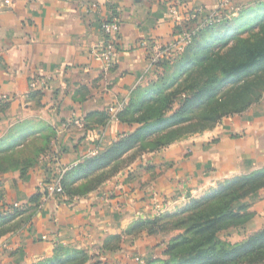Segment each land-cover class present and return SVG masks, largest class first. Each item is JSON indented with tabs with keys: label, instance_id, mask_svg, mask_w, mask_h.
I'll use <instances>...</instances> for the list:
<instances>
[{
	"label": "crops",
	"instance_id": "1",
	"mask_svg": "<svg viewBox=\"0 0 264 264\" xmlns=\"http://www.w3.org/2000/svg\"><path fill=\"white\" fill-rule=\"evenodd\" d=\"M116 1L119 51L105 70L90 52L101 43L100 22L113 12L107 0H0V138L23 121L50 126V150L61 166L76 168L132 130L117 112L161 70L150 65L143 41L159 45L173 39L194 11L198 20L212 13L229 16L233 8L257 0L225 5L223 0H181L177 18L169 13L174 0ZM37 74L49 81L36 95L28 82ZM99 112L108 114L105 124ZM48 154L23 174H0V216L26 207L11 221L17 225L0 235V264H33L51 257L59 244L88 250L137 219L172 212L222 182L264 168V97L212 128L141 153L85 195L63 201L47 193L36 206L32 198L45 188L48 169L54 172ZM249 203L261 228L264 188ZM252 227L244 229L246 234L258 229ZM137 247L122 242L111 263L132 259Z\"/></svg>",
	"mask_w": 264,
	"mask_h": 264
},
{
	"label": "trees",
	"instance_id": "2",
	"mask_svg": "<svg viewBox=\"0 0 264 264\" xmlns=\"http://www.w3.org/2000/svg\"><path fill=\"white\" fill-rule=\"evenodd\" d=\"M113 10V7L110 5ZM112 12V13H113ZM195 21L194 25H190ZM197 18L190 19L178 28L176 35L182 28L194 30L191 39L183 46L175 57L163 59L154 64L162 67L165 63L174 61L175 68L182 67V74L191 73L192 84L182 88L181 92H190L182 98L178 108L171 111L170 103H154L149 88H137L128 98L126 104L117 112L118 119L132 126V130L121 135L110 145L99 150L95 155L86 158L74 169H67L61 177L62 194H55L63 201H71L77 196H82L96 189L106 179L115 175L119 170L126 167L141 153L154 151L163 146L184 137L180 135L177 128L186 124L192 117V112L203 104L210 103L223 86L232 81L239 80L243 75L256 69L264 70V0H257L252 4L241 5L236 11L230 12L229 16H221L214 22L204 27L196 28ZM252 33L253 39L240 38V35ZM175 35V36H176ZM235 36V39H231ZM255 36V37H254ZM228 38V39H227ZM197 42L207 49L208 53L202 57L206 61H214L218 69L213 74L200 75V68L191 70L198 66L200 61L188 57L189 49ZM219 42V44H217ZM216 43L217 45H215ZM215 45V46H213ZM229 48L226 49V47ZM230 50L227 55L218 56L220 49ZM219 49L218 51H216ZM226 49V50H225ZM215 52V55L211 56ZM179 56V57H178ZM213 62V63H214ZM162 63V65H161ZM191 81V80H190ZM160 82L156 86L157 91L164 88ZM140 89V92L135 93ZM34 94L43 92L41 89L32 90ZM150 92L147 94V92ZM249 103L242 108L245 110ZM243 109L226 111L222 114L241 113ZM219 115V116H220ZM100 122L105 124L108 119L106 112H99ZM203 119L211 128L220 118L216 114V108H209L206 113L198 117ZM30 121H23L11 127L7 134L0 138V174L8 170H18L25 173L29 167L34 166L40 157L49 152L56 153L50 147V141L54 137V130L50 126H30ZM205 128L198 129L200 132ZM40 140V145L34 150L28 151V155L20 162L10 165L9 155L16 152L17 155L24 154L23 149L29 144V139ZM28 143V144H27ZM50 162L53 160L49 158ZM44 183H49L54 177L50 172ZM264 188V168L253 171L246 175L236 176L230 180L220 183L216 189L206 193L199 198H191L185 206L174 211L162 213L147 218H140L131 223L121 234L107 236L97 246L100 259L91 264H104V257L114 248L120 249L123 235H147L175 233L169 237L162 257L152 258L146 264H240L264 262V226L253 232L248 238L232 245L223 244L218 238V232L234 224L243 214L239 210L243 206L234 209V204L248 194ZM42 190V191H41ZM47 194L46 187L38 189L32 202L38 206L42 195ZM65 197V198H64ZM24 208L15 209L14 213L7 217L0 216V235L13 229L17 223L11 221L25 211ZM238 223V222H237ZM64 251V255H61ZM94 254L85 249H68L62 244L56 245L53 255L37 264H88Z\"/></svg>",
	"mask_w": 264,
	"mask_h": 264
},
{
	"label": "rangeland",
	"instance_id": "3",
	"mask_svg": "<svg viewBox=\"0 0 264 264\" xmlns=\"http://www.w3.org/2000/svg\"><path fill=\"white\" fill-rule=\"evenodd\" d=\"M260 34H264V31H261L259 35ZM251 36H252V33H250L249 35H243V36L240 35V38L247 37L251 41L253 39V37ZM231 39L234 40L235 36H231L230 40ZM214 44L217 45L219 44V42L217 44L216 43ZM229 46L230 45H228L226 49L229 48ZM219 49L221 53H218V56H223L224 52H226V54L228 55L230 52V50L224 51L223 47ZM219 49H217L216 51H218ZM205 53L206 54L208 53L207 49L202 46V43L200 44V42H197L189 49L187 55L188 57L192 55L193 58L197 59V61H200L203 58L202 56ZM213 55H215V52L211 54V56ZM213 62L214 61L209 62V61L202 59L199 65L194 66L191 70L194 71L200 68V70L203 72V73H200V75L202 76H206V74H213L215 73V70L218 69V65H219ZM182 71H183L182 67L175 68L174 61L167 62L165 63V65L161 67V70H159V72L154 74L152 79L149 80V82L145 86H140L138 88L143 89V88L150 87V90H151L150 92L152 93L151 96L153 97V102L154 103L160 102V98L163 99L162 104L171 102L170 103L171 111H173L174 109L178 108V106L181 104L182 98L184 96H188V94L190 93V92L182 93L181 92L182 88L194 82L192 81L193 77L191 78V76H189L191 71H189V73L184 74V75L182 74ZM160 82H163V84H166V85L165 86L161 85L164 89L158 92L156 86H159ZM139 92H140V89L137 90L135 93L138 94ZM150 92L148 91L146 95H148V93ZM263 97H264V70L256 69L251 73L243 75L239 80L232 81L228 83L226 86H223L220 89V92L218 93V95L213 100H211L210 103L207 102V104L205 103L199 106L198 108H196L195 110H193L190 121L184 125L179 126L177 128V132L178 134L180 133V135L186 134L184 136L186 137V136L192 135L193 133H195L193 131H198V129H202V128L209 129L208 127H204V126H208V124L205 121H203V119L201 118L200 120L198 119V117H201V115L206 113L209 108L211 109H214V107L216 108V114L218 117H220L217 120V123H218L224 117L241 114L242 112L233 113L231 115L230 114L220 115L221 113L226 112V111L236 110L239 108L243 109L242 107L245 104L249 103L248 107L245 108V110H247L251 105L257 103ZM28 125L33 126L32 123H28ZM2 129L3 128H0V131ZM40 144H41L40 140H36L35 138L29 139V144L26 145L27 147L23 149L24 154L17 155L16 152L10 153L9 155L10 165H13V163L20 162L21 160H23L25 158V155L29 154L28 151L34 150V148L39 146ZM36 156L40 157L41 154L40 155L38 154ZM258 192L259 190H256L254 193L248 194L246 197L240 199L234 204V209L239 206H243L239 210V213L243 215L241 218H239L238 221L235 220L231 222V224L232 223L234 224L232 225L229 224L227 228L218 232V238L223 244L232 245L240 241H243L246 238H248L253 232L260 229L257 226L261 224L262 220L258 218V216L255 213L256 211L254 212L251 210L252 204L249 203L251 199H254V198L256 199ZM163 213H167V212L165 211ZM250 225L253 226L251 229H255L256 227L258 229L253 231L250 234H246V230L244 231V229L250 228ZM174 234L175 233L171 232L168 235L167 234L166 235L164 234L147 235L145 232H143V233H140V235H136V236L123 235L122 242L128 240L129 244L138 245L141 250L138 249L137 247L135 250L136 253L134 254L133 258L127 261L125 260L126 262L123 261L121 264H146L152 258L162 257V251L164 250L165 245H166L165 241H167L168 238L172 237ZM99 244H101V242L98 243V245ZM98 245H93V247H90L88 249L89 253L94 254L95 256V257H92V260H90L88 264H91L92 262H95L98 259H100L101 256L96 249ZM62 246L67 247L68 249H74L73 247H69L66 245H62ZM75 249H79V248H75ZM118 251L119 249L117 247L114 248V250H111L108 253V255L104 257V260H106V263L104 264H112L111 263L112 255H115ZM60 253L61 255H64V251H61ZM42 260L44 261L45 259H42ZM42 260H39V262ZM37 262H34L33 264H37ZM119 263L120 261L117 262L116 264H119ZM240 264H264V262L248 263L244 261Z\"/></svg>",
	"mask_w": 264,
	"mask_h": 264
},
{
	"label": "built area",
	"instance_id": "4",
	"mask_svg": "<svg viewBox=\"0 0 264 264\" xmlns=\"http://www.w3.org/2000/svg\"><path fill=\"white\" fill-rule=\"evenodd\" d=\"M229 1L230 0H223L222 4L225 5ZM107 3L113 7L114 12L109 18L100 22L99 28L102 33V40L101 43L90 52L92 59L97 61L100 64V67L105 70L111 68L117 60L119 51L117 45V34L121 23L117 1L107 0ZM180 6L181 0H174L169 5V13L177 18L180 15ZM236 9L238 8H233V11ZM220 17L221 15L212 13L207 15L204 19L198 20V11H194L190 14V19L197 18L196 28L204 27ZM193 34L194 30L182 28L173 39L168 40L166 43L156 45L146 40L143 41L141 44L147 50L150 65L153 66L160 60L175 57V55L180 52L183 46L191 39ZM48 81L49 77L37 74L29 79L28 86L31 90H44ZM48 157L53 160L54 177L49 183L43 182L42 186L46 187L49 195L62 194L61 177L68 168L59 164L57 156L48 154ZM13 206L15 208L20 207L16 203H14Z\"/></svg>",
	"mask_w": 264,
	"mask_h": 264
}]
</instances>
